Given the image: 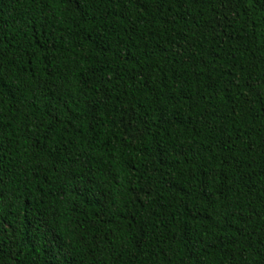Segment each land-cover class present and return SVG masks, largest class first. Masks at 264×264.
Here are the masks:
<instances>
[{
	"label": "trees",
	"instance_id": "1",
	"mask_svg": "<svg viewBox=\"0 0 264 264\" xmlns=\"http://www.w3.org/2000/svg\"><path fill=\"white\" fill-rule=\"evenodd\" d=\"M0 264H264V0H0Z\"/></svg>",
	"mask_w": 264,
	"mask_h": 264
}]
</instances>
